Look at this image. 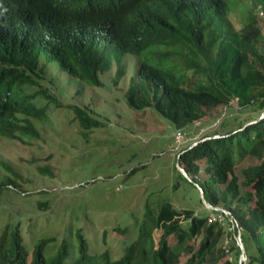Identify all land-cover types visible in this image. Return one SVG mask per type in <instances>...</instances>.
Returning <instances> with one entry per match:
<instances>
[{
	"label": "trees",
	"instance_id": "1",
	"mask_svg": "<svg viewBox=\"0 0 264 264\" xmlns=\"http://www.w3.org/2000/svg\"><path fill=\"white\" fill-rule=\"evenodd\" d=\"M252 1L264 8V0ZM230 13L228 0H0V142L39 137L37 124L52 106L73 111L83 130L104 127L91 106L57 99L75 84L78 96L87 88L121 91L130 109L154 111L178 134L209 113L227 126L229 108H250L255 121L236 116V129L180 151L169 189L183 193L186 208L173 197L146 201L119 256L91 254L82 231L74 260L67 239L46 255L55 237L38 240L31 254L17 224L0 234V264H264V32L251 10L240 30ZM251 157L259 164L239 176L236 168ZM4 187L24 192L10 176L0 179ZM129 228L112 232L125 238Z\"/></svg>",
	"mask_w": 264,
	"mask_h": 264
},
{
	"label": "rangeland",
	"instance_id": "2",
	"mask_svg": "<svg viewBox=\"0 0 264 264\" xmlns=\"http://www.w3.org/2000/svg\"><path fill=\"white\" fill-rule=\"evenodd\" d=\"M228 1L230 17L237 30L243 28L251 10L259 17V26L264 32V16H260L252 0ZM243 3L250 9L244 8ZM125 62L130 67L134 62L129 69L132 72L135 57L128 56ZM128 79L129 76L125 81ZM107 81L111 83V77ZM123 83L120 85L125 90L127 83ZM79 88L80 85H73L69 97L60 96L57 91V99L66 106H91L104 127L83 130L75 121L73 111L52 106L48 121L37 124L39 137L27 140L28 144L6 139L0 142V179L14 178L25 192L5 187L0 191V234L6 226L14 228L20 224L24 243L31 254L38 240L55 237L58 240L47 246L46 255L56 254L61 241L67 239L74 260L79 256L77 233L82 231L91 254L109 249L113 257L119 256L122 246L132 241L136 227L133 217L142 216L138 209L146 201L172 200L173 197L180 209L186 208L183 193L171 194L169 189L180 151L209 135L236 129L239 125L236 116L255 122L250 108L241 111L229 108L223 118L227 126H220L221 120H213L215 114L209 113V121L204 120L191 131L178 134L154 111L130 109L121 91L113 93L112 89L105 88L96 93L87 88L78 96L76 89ZM262 118L264 112L260 115ZM257 164L256 158H245L236 173L239 175L241 168ZM4 165L12 171L6 170ZM42 168L45 173L41 172ZM134 168L138 170L130 174ZM14 173L21 179L13 177ZM183 189L188 192L190 187L184 185ZM127 226L130 228L125 238L112 232L114 227L128 229Z\"/></svg>",
	"mask_w": 264,
	"mask_h": 264
},
{
	"label": "water",
	"instance_id": "3",
	"mask_svg": "<svg viewBox=\"0 0 264 264\" xmlns=\"http://www.w3.org/2000/svg\"><path fill=\"white\" fill-rule=\"evenodd\" d=\"M178 167H179V165H178ZM180 170H181V172L183 173V175L185 176V177H187V178H189L188 177V175H187V173L183 170V169H181V168H179ZM202 198H203V202L205 203V204H207L206 203V201H205V199H204V194L202 193ZM208 205V204H207ZM242 247V250L244 249V247H243V245H241Z\"/></svg>",
	"mask_w": 264,
	"mask_h": 264
},
{
	"label": "built area",
	"instance_id": "4",
	"mask_svg": "<svg viewBox=\"0 0 264 264\" xmlns=\"http://www.w3.org/2000/svg\"><path fill=\"white\" fill-rule=\"evenodd\" d=\"M258 11H259L260 16H264V9H263L262 6H259V7H258ZM237 226H238V225H237Z\"/></svg>",
	"mask_w": 264,
	"mask_h": 264
},
{
	"label": "clouds",
	"instance_id": "5",
	"mask_svg": "<svg viewBox=\"0 0 264 264\" xmlns=\"http://www.w3.org/2000/svg\"><path fill=\"white\" fill-rule=\"evenodd\" d=\"M259 7V6H258ZM237 242L240 244L241 243V238H238L237 239ZM242 245V244H241ZM246 260V257L244 256L243 258H242V261H245Z\"/></svg>",
	"mask_w": 264,
	"mask_h": 264
}]
</instances>
